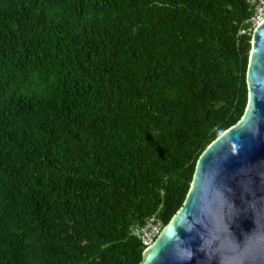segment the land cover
I'll use <instances>...</instances> for the list:
<instances>
[{
	"label": "trees",
	"instance_id": "1",
	"mask_svg": "<svg viewBox=\"0 0 264 264\" xmlns=\"http://www.w3.org/2000/svg\"><path fill=\"white\" fill-rule=\"evenodd\" d=\"M251 13L247 0L0 13L16 22L0 25V71L22 79L0 106V264H139L131 227L170 221L202 151L244 113ZM14 45L35 56L22 73Z\"/></svg>",
	"mask_w": 264,
	"mask_h": 264
},
{
	"label": "water",
	"instance_id": "2",
	"mask_svg": "<svg viewBox=\"0 0 264 264\" xmlns=\"http://www.w3.org/2000/svg\"><path fill=\"white\" fill-rule=\"evenodd\" d=\"M247 82L244 116L202 153L183 206L140 264H264V21Z\"/></svg>",
	"mask_w": 264,
	"mask_h": 264
},
{
	"label": "clouds",
	"instance_id": "3",
	"mask_svg": "<svg viewBox=\"0 0 264 264\" xmlns=\"http://www.w3.org/2000/svg\"><path fill=\"white\" fill-rule=\"evenodd\" d=\"M18 1H21V0H0V13H6V14H8V9L10 8V7H12L15 3H17ZM250 4H251V7H252V13L250 14V16L248 17V19L244 22V27L243 28H241V30H240V34H245V33H247V34H249V35H251V47H250V52H249V59H248V66H249V60H250V54H251V51H252V42H253V34H254V31H255V29L264 21V14L262 15V17H258V11H257V5H258V2L260 1V0H247ZM18 16H20V14H17V13H12L11 15H10V17L12 18V19H14V18H17ZM261 21V22H260ZM0 25H2V26H4V27H6L7 25L12 29V31H14L15 32V26H16V22L14 21V22H12V23H9L8 24V17L6 18V19H1L0 20ZM4 27H3V29H4ZM0 39H1V37H0ZM37 39H38V37H37ZM28 50H26V49H24V48H20V47H18V46H16V45H14V47H13V51H12V55L11 56H7V57H11V59H12V61L14 62V63H16L19 67H20V69H21V73L25 70V66H26V62L28 61V60H32L34 57H31V55L27 52ZM14 58H25L26 59V61L25 62H23V63H21V64H19V63H17L15 60H14ZM248 66H247V71H248ZM247 71H246V82H247ZM8 79H14V80H21L22 81V79L21 78H19V77H17V76H15V75H13V74H8V73H6V72H4V71H0V106L2 105V103H3V101H4V98H5V96H6V93H7V87H6V80H8ZM247 89H248V100H247V105H246V107H245V110H244V113H243V115L241 116V118L237 121V122H239L241 119H242V117L244 116V114H245V111H246V108H247V106H248V101H249V87H248V82H247ZM15 111V110H14ZM236 122V123H237ZM235 123V124H236ZM234 125V124H233ZM233 125H231V126H233ZM231 126H229L228 128H230ZM227 128V129H228ZM227 129H225V130H227ZM224 130V131H225ZM223 131V132H224ZM222 132V133H223ZM221 133V134H222ZM220 134V135H221ZM219 135V136H220ZM219 136H217L216 138H218ZM215 138V139H216ZM214 139V140H215ZM213 140V141H214ZM212 141V142H213ZM212 142H210L207 146H206V148L202 151V153L207 149V147L212 143ZM41 151H42V149H41ZM202 153L200 154V156L202 155ZM200 156H199V158H200ZM198 158V159H199ZM197 162H198V160H197ZM43 164H44V166L47 168L48 167V162H45L44 160H43ZM197 165V164H196ZM196 169V168H195ZM195 173V172H194ZM194 176V175H193ZM193 180V179H192ZM191 183H192V181H191ZM190 188H191V185H190ZM190 188H189V190H190ZM189 192V191H188ZM187 195H188V193H187ZM187 197V196H186ZM185 200H186V198H185ZM185 202V201H184ZM184 204V203H183ZM183 206V205H182ZM181 206V207H182ZM181 209V208H180ZM179 209V210H180ZM178 210V211H179ZM177 211V212H178ZM176 212V213H177ZM175 213V214H176ZM175 214L173 215V217L175 216ZM173 217L170 219V221L173 219ZM151 218H155V219H157L158 221H160L162 224H161V230H160V232H159V234L157 235V237L152 241V244L156 241V239L159 237V235L161 234V232L164 230V228L168 225V223L170 222H168V223H166L160 216H158V213H152V214H150V215H148L146 218H145V221L143 222V223H138V224H136V225H134V226H132L131 227V235H133V236H135V237H137L138 239H140V241H141V247H142V256L144 257V253H145V251L147 250V248L151 245L150 243H146V242H144V240H143V238H142V234L143 233H138L139 231H142V229L146 226V224H147V222L151 219ZM143 260V259H142ZM142 262V261H141ZM140 262V263H141ZM139 263V264H140Z\"/></svg>",
	"mask_w": 264,
	"mask_h": 264
},
{
	"label": "built area",
	"instance_id": "4",
	"mask_svg": "<svg viewBox=\"0 0 264 264\" xmlns=\"http://www.w3.org/2000/svg\"><path fill=\"white\" fill-rule=\"evenodd\" d=\"M257 11H258V17H262V15L264 14V0H260L258 2ZM154 219L155 218H151L147 222L146 226L142 229V231H144V236L142 234V238L146 243H150V241L152 242L157 237V235L161 230L162 223L158 221L159 223L157 225H154L155 223Z\"/></svg>",
	"mask_w": 264,
	"mask_h": 264
},
{
	"label": "rangeland",
	"instance_id": "5",
	"mask_svg": "<svg viewBox=\"0 0 264 264\" xmlns=\"http://www.w3.org/2000/svg\"><path fill=\"white\" fill-rule=\"evenodd\" d=\"M155 220V223H154V225H157L159 222H158V220L157 219H154ZM143 233V236H144V231H139L138 233Z\"/></svg>",
	"mask_w": 264,
	"mask_h": 264
},
{
	"label": "bare ground",
	"instance_id": "6",
	"mask_svg": "<svg viewBox=\"0 0 264 264\" xmlns=\"http://www.w3.org/2000/svg\"><path fill=\"white\" fill-rule=\"evenodd\" d=\"M261 22V21H260ZM150 244H152V242L150 241Z\"/></svg>",
	"mask_w": 264,
	"mask_h": 264
}]
</instances>
